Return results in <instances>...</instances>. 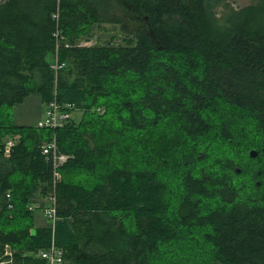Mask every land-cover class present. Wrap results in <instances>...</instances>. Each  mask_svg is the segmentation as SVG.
Masks as SVG:
<instances>
[{"label": "trees", "instance_id": "trees-1", "mask_svg": "<svg viewBox=\"0 0 264 264\" xmlns=\"http://www.w3.org/2000/svg\"><path fill=\"white\" fill-rule=\"evenodd\" d=\"M226 1L0 2V260L7 246L6 264H46L37 255L53 242L64 264H182L185 243L207 264H264V0L220 21ZM106 23L131 24L122 45L79 46ZM54 92L72 107L54 132L69 159L59 219L31 235L39 209L28 207L53 183L40 149L53 132L14 125L10 110Z\"/></svg>", "mask_w": 264, "mask_h": 264}, {"label": "rangeland", "instance_id": "rangeland-1", "mask_svg": "<svg viewBox=\"0 0 264 264\" xmlns=\"http://www.w3.org/2000/svg\"><path fill=\"white\" fill-rule=\"evenodd\" d=\"M4 0H0V2H3ZM256 4V0H230L222 3L219 5L215 10L214 13L216 17L223 21L226 17H228L230 14L237 12L247 6ZM110 15L116 16L118 19L121 17L123 19V13L118 11L115 4L112 5V9L110 10ZM131 24L125 23L123 24H101L98 26H94L90 32V35L84 39H82L79 43V46H96V45H122L123 40L128 33V28ZM125 28H123V27ZM131 32V29H130ZM226 113V115L233 116L235 119L238 117L235 121L236 124L240 126L239 124L244 121V119L240 118L239 115L236 112H233L231 110L226 109L223 111ZM44 109L42 110L41 103L39 99L35 96H29L27 97L22 104H18L14 106L10 110L12 123L14 125H25L30 126L33 128H36L39 122H42L44 119ZM80 114L77 113L74 118L76 121H79ZM240 119V121H238ZM14 137H6L4 139V142L6 143L8 140L13 139ZM136 150V149H135ZM214 153L218 154H224L228 152L229 150L227 148L223 147H215ZM133 153V152H132ZM241 162V160H239ZM241 163H245V161L242 159ZM60 176V172H59ZM178 187L175 185L172 190V194L170 195V199L172 203L176 204L180 196L178 197ZM187 244L182 243V246L178 249V252L180 254V263L182 264H207L209 262V255L202 252L198 245H192L193 249L190 248V251L186 247ZM194 250L196 252L194 253Z\"/></svg>", "mask_w": 264, "mask_h": 264}, {"label": "built area", "instance_id": "built-area-1", "mask_svg": "<svg viewBox=\"0 0 264 264\" xmlns=\"http://www.w3.org/2000/svg\"><path fill=\"white\" fill-rule=\"evenodd\" d=\"M55 40V52L60 45V41H62V37L59 31L54 34ZM52 72L56 78L57 73L63 68V64H59L57 61L56 53L53 56L52 63L50 65ZM70 105H61L57 101V97L55 92L53 93V98L50 102L45 105L44 109V119L42 122H39L37 125V129H45L53 132L51 140L45 142L41 145L40 149L43 155L46 158H49L52 166V178L53 183L51 185V189L49 195L45 201V204L42 207H38V205H31L28 207L29 211H34L39 209L42 213L44 219L47 222V225L53 230L55 223L58 221L57 215V202L55 196V182L60 179L59 169L60 167L66 163L69 159L68 156L58 153L57 144L55 139V131L58 129H62L69 123L72 115L70 113L71 110ZM17 137H14L11 140H8L4 146V155H8L10 148L14 145ZM9 198L8 195H6ZM8 209H11V206H8ZM40 259L44 260L46 264H64L63 261V253L60 249H58L54 243L52 242L50 247L44 251H40L37 255ZM2 262L0 261V264Z\"/></svg>", "mask_w": 264, "mask_h": 264}, {"label": "crops", "instance_id": "crops-1", "mask_svg": "<svg viewBox=\"0 0 264 264\" xmlns=\"http://www.w3.org/2000/svg\"><path fill=\"white\" fill-rule=\"evenodd\" d=\"M41 107H42V110L45 109V105H43L42 103H41ZM16 126L30 127V126H25V125H16ZM44 203H45V200H41L39 197L35 199V205L36 206L44 204ZM33 225H34L33 228L30 230L31 235L34 234L36 229L44 228V227L48 226L46 220L44 219V217H43V215H42V213L40 211H36L34 213V215H33ZM10 251H11L10 248H8L7 246L4 248V255L3 256L7 257V260H3V261L0 260L2 262L1 264H6V263H10L11 262V253H10Z\"/></svg>", "mask_w": 264, "mask_h": 264}, {"label": "water", "instance_id": "water-1", "mask_svg": "<svg viewBox=\"0 0 264 264\" xmlns=\"http://www.w3.org/2000/svg\"><path fill=\"white\" fill-rule=\"evenodd\" d=\"M257 151H255V150H250L249 152H248V157L250 158V159H254V158H256V156H257ZM239 170L237 169V172H238Z\"/></svg>", "mask_w": 264, "mask_h": 264}]
</instances>
